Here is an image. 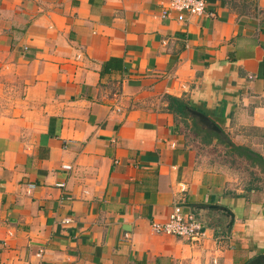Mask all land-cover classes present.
I'll return each instance as SVG.
<instances>
[{"label":"crops","instance_id":"crops-1","mask_svg":"<svg viewBox=\"0 0 264 264\" xmlns=\"http://www.w3.org/2000/svg\"><path fill=\"white\" fill-rule=\"evenodd\" d=\"M166 1L0 0V264L264 262V187L211 167L167 99L264 161V0ZM176 206L207 241L152 231Z\"/></svg>","mask_w":264,"mask_h":264},{"label":"rangeland","instance_id":"rangeland-1","mask_svg":"<svg viewBox=\"0 0 264 264\" xmlns=\"http://www.w3.org/2000/svg\"><path fill=\"white\" fill-rule=\"evenodd\" d=\"M221 134L220 136L217 131L212 130L198 119H196L195 126L188 130L190 140L199 148L203 159L225 176L231 175L237 188L249 191L251 188L264 187V162L256 156L246 157L239 154L244 151L239 148L235 149L233 145L229 147L230 141L227 135Z\"/></svg>","mask_w":264,"mask_h":264},{"label":"built area","instance_id":"built-area-1","mask_svg":"<svg viewBox=\"0 0 264 264\" xmlns=\"http://www.w3.org/2000/svg\"><path fill=\"white\" fill-rule=\"evenodd\" d=\"M206 4L207 0H167L162 4L160 15L166 17L170 10L201 15L206 12ZM62 168L69 170L71 165L63 164ZM57 186L62 187L64 183H58ZM150 227L154 233L183 237L197 244H203L210 237L205 224L193 213L183 212L179 206L174 207L165 221H151ZM220 238L217 239L218 246L215 250L217 252H221L222 249L219 244L222 242ZM217 260V256L214 255L210 262L216 264Z\"/></svg>","mask_w":264,"mask_h":264},{"label":"trees","instance_id":"trees-1","mask_svg":"<svg viewBox=\"0 0 264 264\" xmlns=\"http://www.w3.org/2000/svg\"><path fill=\"white\" fill-rule=\"evenodd\" d=\"M167 99L169 101L168 104V109L169 110H173L175 113H177L179 116L181 117H186L189 113L187 107L189 106V103L184 101L183 99L174 97V96H167ZM229 140V139H228ZM232 145L234 146V148L236 149H242L244 152H240L239 154H243L246 157H250V156H256L257 158H259L260 160L263 161V159L259 156L258 153L252 151L251 149L244 147V146H239V145H235L232 143ZM264 162V161H263Z\"/></svg>","mask_w":264,"mask_h":264},{"label":"water","instance_id":"water-1","mask_svg":"<svg viewBox=\"0 0 264 264\" xmlns=\"http://www.w3.org/2000/svg\"><path fill=\"white\" fill-rule=\"evenodd\" d=\"M188 111L191 115L195 116L199 121L203 122L206 126L210 127L212 130L220 132V128L216 123H214L210 118L201 113L200 111L188 108ZM201 220V219H200ZM264 260V257H262Z\"/></svg>","mask_w":264,"mask_h":264}]
</instances>
